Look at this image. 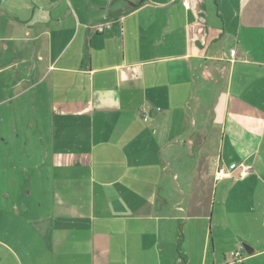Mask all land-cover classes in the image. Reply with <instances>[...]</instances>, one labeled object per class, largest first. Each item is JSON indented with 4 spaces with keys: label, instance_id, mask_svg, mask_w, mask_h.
<instances>
[{
    "label": "crops",
    "instance_id": "crops-1",
    "mask_svg": "<svg viewBox=\"0 0 264 264\" xmlns=\"http://www.w3.org/2000/svg\"><path fill=\"white\" fill-rule=\"evenodd\" d=\"M0 178V264H264V0H0Z\"/></svg>",
    "mask_w": 264,
    "mask_h": 264
},
{
    "label": "built area",
    "instance_id": "built-area-1",
    "mask_svg": "<svg viewBox=\"0 0 264 264\" xmlns=\"http://www.w3.org/2000/svg\"><path fill=\"white\" fill-rule=\"evenodd\" d=\"M99 30H101V29H99ZM236 171H238V174L240 176H245L246 174L249 173L250 168L246 167V166H243V165H239L238 167H236L235 169H232V170H226L224 168H221V169L217 170L216 176L218 178H223V177H226V176L233 175ZM234 256H238V254H234Z\"/></svg>",
    "mask_w": 264,
    "mask_h": 264
},
{
    "label": "rangeland",
    "instance_id": "rangeland-1",
    "mask_svg": "<svg viewBox=\"0 0 264 264\" xmlns=\"http://www.w3.org/2000/svg\"><path fill=\"white\" fill-rule=\"evenodd\" d=\"M8 179L6 178H0V189L4 188L6 185H8Z\"/></svg>",
    "mask_w": 264,
    "mask_h": 264
},
{
    "label": "water",
    "instance_id": "water-1",
    "mask_svg": "<svg viewBox=\"0 0 264 264\" xmlns=\"http://www.w3.org/2000/svg\"><path fill=\"white\" fill-rule=\"evenodd\" d=\"M242 248L246 254H250L251 251L253 252V250L248 245H246L244 243L242 244Z\"/></svg>",
    "mask_w": 264,
    "mask_h": 264
}]
</instances>
